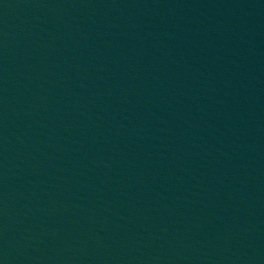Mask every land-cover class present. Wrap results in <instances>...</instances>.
Segmentation results:
<instances>
[{
  "label": "water",
  "instance_id": "obj_1",
  "mask_svg": "<svg viewBox=\"0 0 264 264\" xmlns=\"http://www.w3.org/2000/svg\"><path fill=\"white\" fill-rule=\"evenodd\" d=\"M0 264H264V0H0Z\"/></svg>",
  "mask_w": 264,
  "mask_h": 264
}]
</instances>
